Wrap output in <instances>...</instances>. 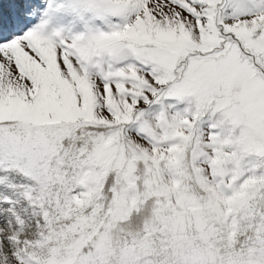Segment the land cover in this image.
<instances>
[{
  "label": "rangeland",
  "instance_id": "rangeland-1",
  "mask_svg": "<svg viewBox=\"0 0 264 264\" xmlns=\"http://www.w3.org/2000/svg\"><path fill=\"white\" fill-rule=\"evenodd\" d=\"M0 264H264V0H0Z\"/></svg>",
  "mask_w": 264,
  "mask_h": 264
},
{
  "label": "bare ground",
  "instance_id": "bare-ground-1",
  "mask_svg": "<svg viewBox=\"0 0 264 264\" xmlns=\"http://www.w3.org/2000/svg\"><path fill=\"white\" fill-rule=\"evenodd\" d=\"M151 202H148L145 205V208L143 211H141L140 213H135L134 215L131 216V218L129 219V221L123 222V223H119L121 224V227L123 228H129V229H139L140 228V223L141 220L143 218V216H145L148 211H149V206H150Z\"/></svg>",
  "mask_w": 264,
  "mask_h": 264
},
{
  "label": "flooded vegetation",
  "instance_id": "flooded-vegetation-1",
  "mask_svg": "<svg viewBox=\"0 0 264 264\" xmlns=\"http://www.w3.org/2000/svg\"><path fill=\"white\" fill-rule=\"evenodd\" d=\"M262 40V39H261ZM260 40H257L254 42V39L252 37L248 38V44L250 45L251 49L253 50V44L255 43V45H257L256 43H258Z\"/></svg>",
  "mask_w": 264,
  "mask_h": 264
},
{
  "label": "crops",
  "instance_id": "crops-1",
  "mask_svg": "<svg viewBox=\"0 0 264 264\" xmlns=\"http://www.w3.org/2000/svg\"><path fill=\"white\" fill-rule=\"evenodd\" d=\"M120 169H121V168H119L118 171H117L118 174L120 173ZM146 190H148V189H146Z\"/></svg>",
  "mask_w": 264,
  "mask_h": 264
}]
</instances>
